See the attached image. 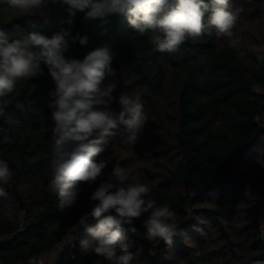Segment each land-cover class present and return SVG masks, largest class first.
Listing matches in <instances>:
<instances>
[{
  "label": "trees",
  "instance_id": "16d2710c",
  "mask_svg": "<svg viewBox=\"0 0 264 264\" xmlns=\"http://www.w3.org/2000/svg\"><path fill=\"white\" fill-rule=\"evenodd\" d=\"M48 7L50 13L41 17L21 14L8 6V0H0V29L11 40L32 31L51 36L68 28L63 23L68 16L59 0ZM262 10L264 0L252 13L258 16ZM71 30L73 35H87L89 42L81 46L79 41H70L68 57L83 59L102 44L111 46L116 54L115 76L106 81L117 85L113 111L122 110L118 103L121 92L140 97L147 114L156 113L157 104L167 101L168 91H174L173 142L157 151H173V155L164 156L161 169L144 167L142 172L155 182L149 184L150 197L158 206L167 204L175 211L178 234L171 245L148 241L142 235L148 214L135 219L133 226L138 233H129L127 241L135 257L133 264L264 261V212L249 201L254 197L264 205V185L250 193L245 187L247 181L259 183L264 170L261 174H256L254 166L242 170L253 160H264V64L247 51L250 46L229 48L209 27L202 38L187 41L174 53L153 52L148 35L136 33L120 14L93 19L86 18V12H77ZM41 67L43 75L18 80L14 92L0 99V159L13 171V180L5 186L8 197L0 198V255L4 264H24L68 238L73 225L91 211L95 201L89 197L100 183L82 185L75 205L59 211L58 198L47 187L54 139L48 105L55 84L47 67ZM116 133L105 158L114 146L143 155L146 144L153 148L157 140L163 141L158 136L144 139L140 134L134 145L124 144L123 128ZM128 159H123L126 170L133 164ZM114 165L111 160L101 180ZM8 207L15 213L22 210L23 219L9 222L4 217ZM88 223L94 226L96 220L89 218ZM86 236L83 228L74 232L67 246L74 258L67 264H108L94 253L81 251L79 239Z\"/></svg>",
  "mask_w": 264,
  "mask_h": 264
},
{
  "label": "clouds",
  "instance_id": "9594fccd",
  "mask_svg": "<svg viewBox=\"0 0 264 264\" xmlns=\"http://www.w3.org/2000/svg\"><path fill=\"white\" fill-rule=\"evenodd\" d=\"M50 2L57 0H8V6L21 14L44 17L51 11ZM59 2L68 16L63 23L69 27L51 36L32 31L10 40L0 29V99L14 92L18 80L43 75L41 65L47 67L55 84L49 93L48 105L54 123L48 190L58 198L59 211L64 212L75 205L82 185L100 180L89 197L98 203L73 225L74 231L83 228L87 233L79 239V248L85 254L102 257L108 264H133L135 257L127 241L129 233H138L134 220L147 213L143 237L171 245L178 234V225L174 222L176 213L167 204L157 205L149 195L151 188L147 183L130 182L125 187L129 176L119 163L105 179H100L111 161L104 154L116 130L122 127V143L134 145L149 120L140 97L133 98L124 92L118 99L122 110L119 113L112 110L117 85L106 82L115 76L116 54L111 46L102 44L87 52L83 59L66 55L70 41H79L81 46L89 42L87 35L72 34L73 17L77 12H86V18L93 19L123 15L136 33L148 35L153 52L174 53L187 41L202 38L209 27L216 30L218 38L225 39L229 48H238L241 37L234 30L243 8L233 9L232 0ZM247 51L264 64V45H251ZM12 180V169L7 161L0 159V198L8 197L5 186ZM24 215L22 210L15 213L11 207L4 211V217L12 223L22 220ZM89 218L96 220L94 226L88 223ZM253 264H264V261L255 260Z\"/></svg>",
  "mask_w": 264,
  "mask_h": 264
},
{
  "label": "rangeland",
  "instance_id": "374dc122",
  "mask_svg": "<svg viewBox=\"0 0 264 264\" xmlns=\"http://www.w3.org/2000/svg\"><path fill=\"white\" fill-rule=\"evenodd\" d=\"M260 2L261 0H252L251 3H248L247 0L234 1V8H243V12L239 17L237 26L234 30L241 37V43L238 46L241 49L248 45H264V11L262 10L258 16H255L252 13L253 8L260 5ZM169 89H172V87ZM173 93L174 91L172 90L168 91V100L157 104L155 110L156 113H147L149 122L146 124L142 133L144 139L158 136V138H162L163 141L159 142V140H157L156 145L153 148L146 144L143 155L127 152L119 146H114L108 153V157L115 164L119 163L122 167L126 162H123V159L129 157L127 162L133 164L128 167L127 172L129 179L132 182L147 183L148 185L150 183H155L150 178L145 177L146 175L144 176L142 169L144 167L152 168L153 170L161 169L164 166V156L167 154H169V156L173 155L171 154L173 151L161 154L157 152L160 150L159 147H163L165 143L173 142L175 122L174 109H172L174 106L172 103L174 98ZM249 166L242 167V170H246L247 168H252V166H254L256 174H259L264 170V160H253L250 162ZM255 177V174H251V179H255ZM245 184L248 193L256 192L264 185V177L261 178L259 183L255 185H252L251 181H247ZM96 203H98V201H95L94 205ZM74 232L75 231L72 230L69 233L70 238H73Z\"/></svg>",
  "mask_w": 264,
  "mask_h": 264
},
{
  "label": "built area",
  "instance_id": "2783aa9c",
  "mask_svg": "<svg viewBox=\"0 0 264 264\" xmlns=\"http://www.w3.org/2000/svg\"><path fill=\"white\" fill-rule=\"evenodd\" d=\"M250 205L258 208L262 213L264 212V205L262 202L254 197L249 198ZM262 238L264 239V228H262ZM72 243V238L68 237L64 241L55 245L54 249L50 252H46L39 257H32L28 262L24 264H38L41 259H46L49 253H52L54 259L49 264H67L68 260L74 258V254L71 248H68V244ZM0 264H4V261L0 255Z\"/></svg>",
  "mask_w": 264,
  "mask_h": 264
},
{
  "label": "crops",
  "instance_id": "0c3cea01",
  "mask_svg": "<svg viewBox=\"0 0 264 264\" xmlns=\"http://www.w3.org/2000/svg\"><path fill=\"white\" fill-rule=\"evenodd\" d=\"M53 259H54L53 254H52V253H49V254H48V257H47L46 259H41V260L38 262V264H49V262H50L51 260H53Z\"/></svg>",
  "mask_w": 264,
  "mask_h": 264
}]
</instances>
